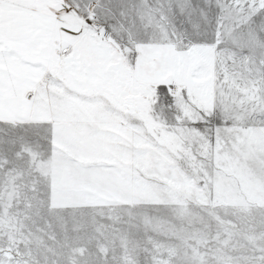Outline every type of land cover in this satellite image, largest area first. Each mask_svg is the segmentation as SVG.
Listing matches in <instances>:
<instances>
[{"label":"snow or ice","instance_id":"1","mask_svg":"<svg viewBox=\"0 0 264 264\" xmlns=\"http://www.w3.org/2000/svg\"><path fill=\"white\" fill-rule=\"evenodd\" d=\"M0 264H264V0H0Z\"/></svg>","mask_w":264,"mask_h":264}]
</instances>
